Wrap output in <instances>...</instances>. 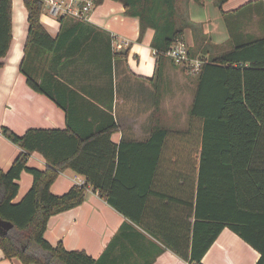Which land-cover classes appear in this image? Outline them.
I'll use <instances>...</instances> for the list:
<instances>
[{
	"label": "trees",
	"instance_id": "trees-1",
	"mask_svg": "<svg viewBox=\"0 0 264 264\" xmlns=\"http://www.w3.org/2000/svg\"><path fill=\"white\" fill-rule=\"evenodd\" d=\"M115 1L124 5L128 16L139 19L140 41L148 29L154 30L151 45L156 51L158 79L163 77L165 64L173 62L166 52L185 39L187 29L192 30L194 44L189 47L190 55L207 59L197 74L189 127L181 131L156 126L148 142L118 144L112 140L117 129L113 118L93 130H79L69 124L64 129L31 128L18 134L3 126V135L22 149L8 170L0 167V220L14 225L0 233L4 257H17L24 264H114L113 247L127 223L98 258L84 250H68L62 242L52 245L45 237L51 216L77 207L86 199L87 185H74L61 195L52 192L60 172L67 169L84 176L87 184L116 210L192 264H203L204 255L225 227L264 251L256 234L245 229L252 214L264 216V36L252 38L245 31L253 15H259L254 4L263 3L262 0L227 12L223 5L228 0H214L223 11L230 35L225 46L229 50L212 43L203 23L190 19L191 0H184L183 6L179 0ZM95 2L100 5L104 0ZM24 4L29 26L20 71L33 90L47 95L68 113L67 104L52 92L53 83H63L57 65L59 61L89 55L90 46L97 41L95 33L100 29L87 20L62 16L60 33L53 37L41 22L43 0H24ZM12 9L13 0H0V66L14 38ZM104 54L110 57L106 75L112 82V63L120 53L113 50L111 37ZM220 92L225 95L219 97ZM34 152L46 159L45 169L28 165ZM143 160L153 162L151 180L137 202L129 201L123 191L128 188L123 177L125 163ZM159 167L196 178L195 200L184 202L187 216L195 217L193 224L188 223V235L193 233L189 248L180 247L142 221ZM24 171L32 174L33 183L23 198L15 202ZM133 171H140V167ZM136 188V184L129 187ZM239 213L246 216L242 222L235 220Z\"/></svg>",
	"mask_w": 264,
	"mask_h": 264
},
{
	"label": "crops",
	"instance_id": "crops-1",
	"mask_svg": "<svg viewBox=\"0 0 264 264\" xmlns=\"http://www.w3.org/2000/svg\"><path fill=\"white\" fill-rule=\"evenodd\" d=\"M250 1L254 0H228L223 11L236 10ZM262 2L254 4L259 15H253L251 25L245 30L252 38L264 36V0ZM223 11L215 6L214 0H210L206 20L192 19L202 21L205 33L219 46H225L230 38ZM12 19L13 42L0 66V167L3 170H8L22 151L19 145L3 135V126L18 134L31 128L64 129L69 124L79 130H93L99 123L108 124L113 118L117 129L112 140L118 144L122 141L148 142L156 126L181 131L188 129L198 73L171 59L173 62L165 64L163 77L158 79L156 55L151 45L154 30L148 29L140 41L139 19L128 16L121 2L104 0L96 6L88 21L100 31L95 33L97 41L90 46L92 52L89 55L59 61L57 65L62 71L58 77L63 83H53L52 92L67 104L68 113L47 95L33 90L20 71L29 26L24 0H13ZM41 22L53 37L58 36L61 29L59 19L43 12ZM110 37L113 50L120 53L112 63V82L109 74L106 75L110 57L104 54ZM123 39L128 44H124ZM184 41L189 47L193 46L191 29L185 31ZM117 44L120 46L116 49ZM229 49L228 46L224 48ZM198 58L207 59V56ZM223 95L219 93V97ZM144 149L151 151L150 148ZM28 165L45 169L47 162L40 153L34 152ZM125 167L123 177L128 188L123 190L124 197L135 202L151 180L153 162H126ZM130 167H140V171L134 172L129 170ZM153 178V193L143 210V223L168 236L180 247H191L193 233L188 235V223L193 224L195 217L187 216L188 207L184 202L195 200L196 178L164 167H159ZM80 182L87 185L85 201L51 216L48 221L45 237L52 245L62 242L68 250H84L98 258L127 223L113 247L111 259L114 264H192L116 210L106 197L87 184L84 176L75 171H61L51 190L61 195ZM32 183V174L24 171L15 202L23 198ZM134 184L137 188L129 189ZM245 217L239 213L235 220L242 222ZM249 219V223L245 222V229L256 234L259 245L264 248V216L252 214ZM260 260V264H264L262 249L225 227L204 255L202 263L258 264ZM0 264L24 263L17 257L6 259L0 247Z\"/></svg>",
	"mask_w": 264,
	"mask_h": 264
},
{
	"label": "built area",
	"instance_id": "built-area-1",
	"mask_svg": "<svg viewBox=\"0 0 264 264\" xmlns=\"http://www.w3.org/2000/svg\"><path fill=\"white\" fill-rule=\"evenodd\" d=\"M43 12L59 19L62 16H70L80 20H89L93 11L96 8L95 0H43ZM114 39L117 40L116 36ZM124 44H128L127 40L123 39ZM120 44L116 45V49ZM155 54L156 51L154 50ZM176 64L188 68L193 73H198L206 61L203 58L193 57L190 55L189 46L184 40H179L171 46L166 52ZM79 186L86 185L80 182Z\"/></svg>",
	"mask_w": 264,
	"mask_h": 264
},
{
	"label": "rangeland",
	"instance_id": "rangeland-1",
	"mask_svg": "<svg viewBox=\"0 0 264 264\" xmlns=\"http://www.w3.org/2000/svg\"><path fill=\"white\" fill-rule=\"evenodd\" d=\"M179 1H181L182 6H183L184 0H179ZM209 1L210 0H199V1L191 0L189 3L190 19L192 20V19H195L194 17H198L202 20L203 19L206 20V8L208 7ZM45 14L48 15L47 13H45ZM194 22H196V21H194ZM198 22L202 23V21H198Z\"/></svg>",
	"mask_w": 264,
	"mask_h": 264
},
{
	"label": "water",
	"instance_id": "water-1",
	"mask_svg": "<svg viewBox=\"0 0 264 264\" xmlns=\"http://www.w3.org/2000/svg\"><path fill=\"white\" fill-rule=\"evenodd\" d=\"M13 226L12 222L0 220V233H6Z\"/></svg>",
	"mask_w": 264,
	"mask_h": 264
}]
</instances>
